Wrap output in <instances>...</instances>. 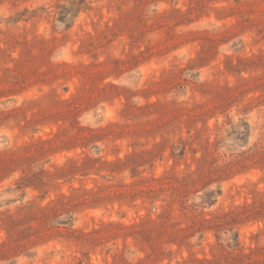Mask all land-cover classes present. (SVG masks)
Wrapping results in <instances>:
<instances>
[{
    "label": "rangeland",
    "instance_id": "obj_1",
    "mask_svg": "<svg viewBox=\"0 0 264 264\" xmlns=\"http://www.w3.org/2000/svg\"><path fill=\"white\" fill-rule=\"evenodd\" d=\"M0 264H264V0H0Z\"/></svg>",
    "mask_w": 264,
    "mask_h": 264
}]
</instances>
